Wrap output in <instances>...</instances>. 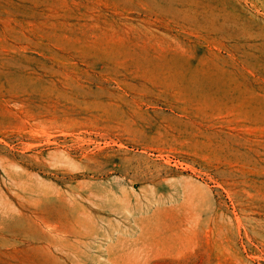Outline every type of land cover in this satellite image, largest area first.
Wrapping results in <instances>:
<instances>
[{
  "label": "rangeland",
  "instance_id": "374dc122",
  "mask_svg": "<svg viewBox=\"0 0 264 264\" xmlns=\"http://www.w3.org/2000/svg\"><path fill=\"white\" fill-rule=\"evenodd\" d=\"M0 264H264V0H0Z\"/></svg>",
  "mask_w": 264,
  "mask_h": 264
},
{
  "label": "bare ground",
  "instance_id": "6f19581e",
  "mask_svg": "<svg viewBox=\"0 0 264 264\" xmlns=\"http://www.w3.org/2000/svg\"><path fill=\"white\" fill-rule=\"evenodd\" d=\"M2 143V142H1Z\"/></svg>",
  "mask_w": 264,
  "mask_h": 264
}]
</instances>
